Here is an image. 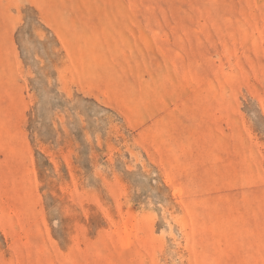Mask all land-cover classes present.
Instances as JSON below:
<instances>
[{
	"label": "rangeland",
	"instance_id": "1",
	"mask_svg": "<svg viewBox=\"0 0 264 264\" xmlns=\"http://www.w3.org/2000/svg\"><path fill=\"white\" fill-rule=\"evenodd\" d=\"M0 264H264V0H0Z\"/></svg>",
	"mask_w": 264,
	"mask_h": 264
}]
</instances>
